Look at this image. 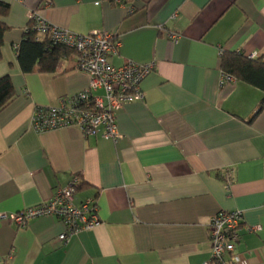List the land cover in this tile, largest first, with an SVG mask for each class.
Masks as SVG:
<instances>
[{"label":"crops","instance_id":"obj_1","mask_svg":"<svg viewBox=\"0 0 264 264\" xmlns=\"http://www.w3.org/2000/svg\"><path fill=\"white\" fill-rule=\"evenodd\" d=\"M2 1L10 10L0 77L10 75L15 96L0 111V264H215L209 221L233 210L243 212L241 264H264V90L222 84L221 68L225 51L264 57V0ZM34 11L76 33L112 32L116 66L155 63L144 100L117 113L118 142L78 126L34 127L38 108L89 85L74 52L53 72L22 70L18 50ZM74 176L76 204H98L93 229L63 243L54 216L23 227L2 218L48 201Z\"/></svg>","mask_w":264,"mask_h":264},{"label":"built area","instance_id":"obj_2","mask_svg":"<svg viewBox=\"0 0 264 264\" xmlns=\"http://www.w3.org/2000/svg\"><path fill=\"white\" fill-rule=\"evenodd\" d=\"M30 22L37 34L74 51L77 68L89 77V85L83 91L63 97L56 106L38 108L32 118L34 127L38 131H44L78 126L85 136L101 132L104 139L114 142L122 139L117 113L127 102L144 100L142 82L154 70L155 63L130 60L120 66L114 65L111 57L119 53L120 41L106 30L76 33L49 23L39 11L31 13ZM169 37L177 42L179 34L170 32ZM249 57L257 56L251 54ZM236 80L233 75L223 72L222 84ZM100 89L103 94H96ZM225 179L229 185L231 175L226 173ZM80 182L81 177L74 176L68 184L57 189L48 201L1 216L20 227L39 216H54L65 226L57 240L67 243L72 237L91 230L100 223L98 204L94 198H88L79 204L75 202ZM242 223L241 210L222 211L211 217L209 236L211 259L215 264H241L243 256L237 252V245L240 242L239 230ZM259 229L260 226L251 227L250 231Z\"/></svg>","mask_w":264,"mask_h":264},{"label":"trees","instance_id":"obj_3","mask_svg":"<svg viewBox=\"0 0 264 264\" xmlns=\"http://www.w3.org/2000/svg\"><path fill=\"white\" fill-rule=\"evenodd\" d=\"M9 10L10 4L0 0V58L3 37L8 29L3 17ZM70 52L74 51L64 45L54 44L47 37L45 40L37 39V32L30 22L19 46L18 60L24 72H33L37 68L43 72H53L60 58ZM221 68L237 80L264 90V57L250 58L241 52L225 51L221 56ZM14 96L15 90L10 75L0 77V111Z\"/></svg>","mask_w":264,"mask_h":264}]
</instances>
